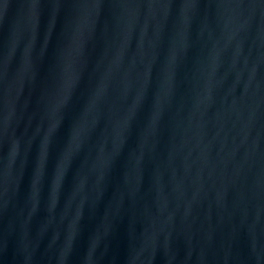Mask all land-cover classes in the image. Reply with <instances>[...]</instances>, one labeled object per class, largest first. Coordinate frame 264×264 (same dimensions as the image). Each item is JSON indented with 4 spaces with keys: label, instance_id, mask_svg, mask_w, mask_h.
<instances>
[{
    "label": "water",
    "instance_id": "water-1",
    "mask_svg": "<svg viewBox=\"0 0 264 264\" xmlns=\"http://www.w3.org/2000/svg\"><path fill=\"white\" fill-rule=\"evenodd\" d=\"M0 264H264V0H0Z\"/></svg>",
    "mask_w": 264,
    "mask_h": 264
}]
</instances>
